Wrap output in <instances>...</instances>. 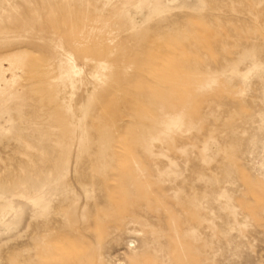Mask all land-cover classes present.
<instances>
[{"label": "rangeland", "instance_id": "rangeland-1", "mask_svg": "<svg viewBox=\"0 0 264 264\" xmlns=\"http://www.w3.org/2000/svg\"><path fill=\"white\" fill-rule=\"evenodd\" d=\"M0 264H264V0H0Z\"/></svg>", "mask_w": 264, "mask_h": 264}]
</instances>
